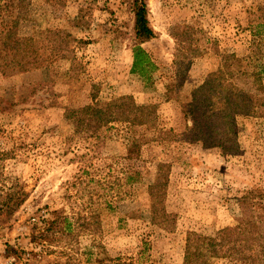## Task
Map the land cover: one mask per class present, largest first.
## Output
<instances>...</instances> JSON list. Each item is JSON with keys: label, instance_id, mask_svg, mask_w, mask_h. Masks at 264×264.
Listing matches in <instances>:
<instances>
[{"label": "rangeland", "instance_id": "rangeland-1", "mask_svg": "<svg viewBox=\"0 0 264 264\" xmlns=\"http://www.w3.org/2000/svg\"><path fill=\"white\" fill-rule=\"evenodd\" d=\"M146 4L154 35L140 46L150 78L131 71V0H0V23L18 17V33L40 56L28 71L0 72V189L14 183L26 195L0 217V264H182L188 232L214 236L236 224L245 193L264 194V116L237 118L230 154L185 139L181 107L216 68L218 51L254 50L264 0ZM186 25L206 53L174 80L173 34ZM126 95L156 106L154 127L111 122L95 131L65 117L67 108ZM159 162L169 164L166 227L148 194Z\"/></svg>", "mask_w": 264, "mask_h": 264}, {"label": "trees", "instance_id": "trees-1", "mask_svg": "<svg viewBox=\"0 0 264 264\" xmlns=\"http://www.w3.org/2000/svg\"><path fill=\"white\" fill-rule=\"evenodd\" d=\"M131 6L137 41L133 47L131 71L150 78L147 68L152 67V63L140 46L154 35L147 18L146 0H131ZM4 16L0 23V72L14 74L38 66L40 56L36 42L33 43L31 37L20 36L18 17L10 13ZM193 33L194 28L186 25L173 34L176 41L174 80L181 78L192 58L206 53V47L198 44V38H194ZM257 35L253 40L255 51L249 55L239 57L234 52L217 50L219 59L216 68L206 74L202 83L193 89L190 99L181 106L187 120L183 132L185 139L200 142L205 148L218 147L224 153L234 154L238 150L237 118L264 116V33ZM260 44L263 51L260 50L262 54L259 56ZM171 86L174 83L167 85V92L172 91ZM65 117L76 126L85 125L96 131L111 122H125L150 129L155 126L157 114L155 105L137 104L131 96L126 95L80 108H67ZM168 170V163L159 162L155 177L148 186L152 217L165 227L168 221L163 199ZM25 196L14 183L1 187L0 217H10L23 203ZM263 197L264 194L257 191L245 193L239 199L241 212L236 224L221 228L214 236L188 232L182 264H211L215 258H227L244 264H264V207L260 203Z\"/></svg>", "mask_w": 264, "mask_h": 264}]
</instances>
